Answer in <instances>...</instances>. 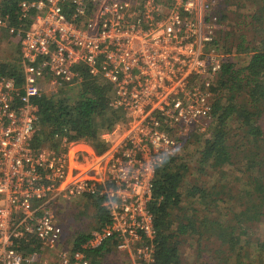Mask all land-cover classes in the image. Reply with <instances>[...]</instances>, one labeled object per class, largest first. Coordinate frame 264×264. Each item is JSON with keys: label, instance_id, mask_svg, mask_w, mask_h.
Returning a JSON list of instances; mask_svg holds the SVG:
<instances>
[{"label": "built area", "instance_id": "built-area-1", "mask_svg": "<svg viewBox=\"0 0 264 264\" xmlns=\"http://www.w3.org/2000/svg\"><path fill=\"white\" fill-rule=\"evenodd\" d=\"M219 29L212 0H24L15 23L0 17L18 40L16 65L0 60V264H91L108 242L130 264H156L157 174L213 118ZM86 79L109 84L123 115L107 148L60 134L38 145L37 100L76 95ZM78 198L99 201L107 221L75 248L57 208Z\"/></svg>", "mask_w": 264, "mask_h": 264}, {"label": "trees", "instance_id": "trees-1", "mask_svg": "<svg viewBox=\"0 0 264 264\" xmlns=\"http://www.w3.org/2000/svg\"><path fill=\"white\" fill-rule=\"evenodd\" d=\"M22 1L5 0L0 17L9 16L15 23ZM247 1L255 8L251 24L256 31V46L241 47L248 60L243 66L239 67L231 57L226 60L214 91L212 117L215 122L209 126L210 133L204 136V147L199 153L203 170H218L221 176L207 187L197 184L196 180L193 183L187 181L191 170L180 154L168 159L158 171L149 206L157 231L156 264H183V239L194 235L199 237L205 252L206 248H216L214 244L217 243L219 248L216 250L222 252L218 256L216 251L213 254L219 264H253L246 261L241 252L249 248L252 240H258V229L264 221V0ZM222 20L225 17L220 16L223 31L226 25ZM220 38L221 44L227 46L225 42L230 39H225L224 35ZM8 67L3 66V71ZM111 93L109 84L86 79L74 98L67 92L66 95L38 99L41 127L37 132V144L55 147L58 145L56 135L60 134L61 137L67 135L72 141L86 140L102 153L108 146L102 135L111 132L123 116L109 107ZM231 122L238 124L244 136L239 143L231 142L229 138ZM230 176L238 184L235 191L228 185L219 184L221 179ZM185 197L193 201L191 205L199 207H184ZM95 202L101 226L107 221V215L99 201ZM89 237L90 234L79 237L74 243L75 248ZM257 243L264 250V243ZM113 247L108 242L93 252L90 255L92 264H98L103 251H111ZM232 257L234 263L230 261Z\"/></svg>", "mask_w": 264, "mask_h": 264}, {"label": "rangeland", "instance_id": "rangeland-1", "mask_svg": "<svg viewBox=\"0 0 264 264\" xmlns=\"http://www.w3.org/2000/svg\"><path fill=\"white\" fill-rule=\"evenodd\" d=\"M4 1L5 0H0V8L2 7ZM212 1H214L215 10L218 14V17H225V20H222V22L224 25H226V28L224 26L223 31L219 29V36L223 38L224 35L225 39L230 40H226L225 43L227 46H224L221 44L223 41L220 38L219 44H221L223 48L224 55H226V60L231 57L235 63H238L239 67L247 64L248 60L245 59L247 53L243 52L241 47L246 49L256 46L254 42L256 41L254 39L256 31L254 32L255 28H253V25L251 24V15L255 9L253 4L247 0ZM16 51H18V40L14 37H10L5 31L0 30V60L6 62V64L9 65H16L18 57ZM74 94L75 93L71 95V98H74ZM208 122L209 121H207V123ZM214 122L215 120L213 117L210 119V122L207 124L208 126L204 131H202L199 127H192L179 139L180 145L178 155H182L183 160L187 162V166H189L191 170V172H189L190 175L186 177L187 181L191 180L190 182L193 183V181L196 180L197 184L206 187L208 184L211 186L221 176L218 170H203L205 168L200 162L201 155L199 153L204 147V136L210 133L209 126H211V124ZM228 132L229 138L232 140L231 142L239 143L241 140H244V136L239 131L238 124L235 122L230 123ZM219 184L228 185L229 187H232L234 191L236 190L235 185H238L232 176L227 177L226 180L221 179ZM239 188L246 189V187L242 185H239ZM186 194L187 191L185 195ZM184 201L185 204L183 206L187 207L188 209L189 206L195 207V209L199 207L196 205H191L193 201L186 197ZM95 203V200L91 198H78L72 201L62 202V204L58 206L57 213L59 221L64 228L67 246L74 244L79 237L88 235L100 227L101 223L99 224L98 222ZM201 214L203 215L204 212ZM260 224L261 225L258 229L256 238L258 240H252L249 248L241 252L242 257L246 261H250L253 264H264V250L260 248L258 246L259 244L257 243V241H259L261 244L264 243V221ZM214 245H216V248H206L208 254H210L208 255L205 254L207 252L203 251L204 247L201 245L198 236H187L183 239V244L181 247L182 258L184 260L183 264H214L215 262L216 264H219L220 261L215 259L213 253L216 251L218 256L222 251L216 250L219 248L216 242ZM223 257L225 258L226 255L224 254ZM92 261L93 260L91 258V264ZM230 261L231 263H234L235 258L232 257ZM98 264H130V262L128 257L122 255L115 249V247H113L111 251H103V255L100 256Z\"/></svg>", "mask_w": 264, "mask_h": 264}, {"label": "crops", "instance_id": "crops-1", "mask_svg": "<svg viewBox=\"0 0 264 264\" xmlns=\"http://www.w3.org/2000/svg\"><path fill=\"white\" fill-rule=\"evenodd\" d=\"M79 148H81V146H79ZM96 204V203H95ZM96 206H97V204H96ZM96 210H97V207H96ZM96 215H97V212H96ZM98 229V228H97ZM89 234H91V233H89ZM64 239H65V234H64Z\"/></svg>", "mask_w": 264, "mask_h": 264}]
</instances>
